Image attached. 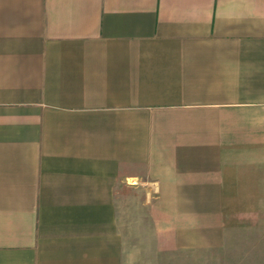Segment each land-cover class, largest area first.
Here are the masks:
<instances>
[{
    "label": "crops",
    "instance_id": "crops-1",
    "mask_svg": "<svg viewBox=\"0 0 264 264\" xmlns=\"http://www.w3.org/2000/svg\"><path fill=\"white\" fill-rule=\"evenodd\" d=\"M258 222L264 0H0V264H264L234 241Z\"/></svg>",
    "mask_w": 264,
    "mask_h": 264
},
{
    "label": "rangeland",
    "instance_id": "rangeland-1",
    "mask_svg": "<svg viewBox=\"0 0 264 264\" xmlns=\"http://www.w3.org/2000/svg\"><path fill=\"white\" fill-rule=\"evenodd\" d=\"M143 191L128 190L123 192V199L128 201V204L132 202H138L143 198ZM147 212L138 206H127L124 208L123 219H124V230L131 236L129 242L131 245L137 246L138 249H144L147 253L153 256L157 254L159 245L155 239L151 237L150 231L153 230V223L148 220L146 216ZM244 228V229H243ZM243 228H236L235 230L245 231V238L234 240L240 245L246 246V251L255 252L258 249V253L248 255L252 261L257 263L262 262V252H264V239L262 238V222L258 223H246ZM263 247V249H262ZM263 250V251H262ZM240 250L233 247L224 248L222 253H213L209 250L204 252L192 254H180L179 252L173 251L170 254L169 260L165 264H234L237 260L241 259L239 254ZM156 259L157 256L155 255Z\"/></svg>",
    "mask_w": 264,
    "mask_h": 264
}]
</instances>
